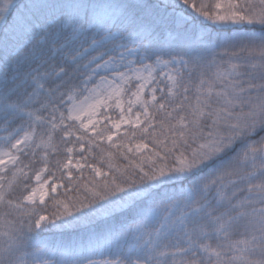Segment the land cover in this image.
<instances>
[{
	"label": "snow or ice",
	"instance_id": "6c2138e0",
	"mask_svg": "<svg viewBox=\"0 0 264 264\" xmlns=\"http://www.w3.org/2000/svg\"><path fill=\"white\" fill-rule=\"evenodd\" d=\"M0 264H264V0H0Z\"/></svg>",
	"mask_w": 264,
	"mask_h": 264
}]
</instances>
